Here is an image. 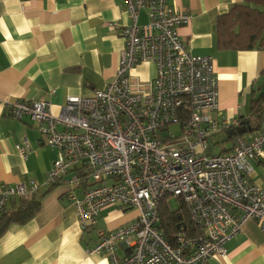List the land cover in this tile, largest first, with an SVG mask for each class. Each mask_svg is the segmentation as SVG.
I'll return each instance as SVG.
<instances>
[{"label": "built area", "instance_id": "2783aa9c", "mask_svg": "<svg viewBox=\"0 0 264 264\" xmlns=\"http://www.w3.org/2000/svg\"><path fill=\"white\" fill-rule=\"evenodd\" d=\"M123 2L129 18L120 29L124 47L104 89L68 96L57 114L44 98L2 104L16 119L30 118L44 143L56 150L45 184L69 185L65 195L83 231L94 227L108 206L137 210L130 222L98 230L88 253H105L110 264H207L226 253V242L248 220L264 232V178L259 186L250 177L264 159V109L248 136L232 135L229 152L211 153L212 136L247 118H215L219 89L212 58L193 54L177 32L189 22V12L168 0ZM143 9L147 20L139 24ZM143 62L156 65L150 81L131 75ZM174 124L178 134L169 129ZM27 148L24 140L18 148L23 157ZM78 184L84 185L81 196L72 188ZM28 192L24 184L1 185L0 212L11 198ZM170 197L185 203L189 235L179 226L166 237L158 206L165 201L171 209ZM120 244L126 248L122 256Z\"/></svg>", "mask_w": 264, "mask_h": 264}, {"label": "crops", "instance_id": "0c3cea01", "mask_svg": "<svg viewBox=\"0 0 264 264\" xmlns=\"http://www.w3.org/2000/svg\"><path fill=\"white\" fill-rule=\"evenodd\" d=\"M244 2L168 0L190 14L189 22L177 30L187 47L195 55L212 58L219 89L215 118L229 122L247 118L256 126L252 101L262 93L264 50L224 48L217 29L218 19ZM146 20L143 9L138 23ZM128 22L123 0H0V186L24 184L26 195L46 192L30 220L10 225L0 236V264H110L105 253L87 252L97 241V231L114 229L137 216L134 208L108 206L96 225L83 231L65 195L69 185L59 181L48 189L45 184L56 150L44 143L30 118H14L2 104L44 98L57 114L68 96H89L104 89L119 64L124 47L120 29ZM131 75L150 81L156 65L140 63ZM250 131L247 128L242 134L248 136ZM212 138L220 152L231 150L232 138L226 133ZM24 140L28 143L25 157L18 151ZM250 177L263 185L264 159L254 164ZM33 183L35 190H31ZM72 188L81 196L84 185ZM19 198H11L6 209L16 207ZM225 247L223 256L212 257L207 264H264V232L253 220ZM125 253L120 244L117 255Z\"/></svg>", "mask_w": 264, "mask_h": 264}, {"label": "trees", "instance_id": "16d2710c", "mask_svg": "<svg viewBox=\"0 0 264 264\" xmlns=\"http://www.w3.org/2000/svg\"><path fill=\"white\" fill-rule=\"evenodd\" d=\"M217 29L220 45L224 48L264 50V0H245L244 3L235 4L227 14L218 19ZM252 108L259 123L264 109L263 92L253 99ZM240 125L250 130L258 127V124L253 126L250 119L242 120ZM224 133L227 134V131ZM215 145L211 137L209 139L211 153H214ZM45 193L21 196L16 207L0 212V236L10 225L23 224L30 220L39 210L40 201ZM178 201V207L175 209L168 208L165 201L158 206L161 225L168 239H171L172 235L178 231L179 226L184 227L183 232L188 235L193 231L187 207L181 199Z\"/></svg>", "mask_w": 264, "mask_h": 264}, {"label": "rangeland", "instance_id": "374dc122", "mask_svg": "<svg viewBox=\"0 0 264 264\" xmlns=\"http://www.w3.org/2000/svg\"><path fill=\"white\" fill-rule=\"evenodd\" d=\"M169 129H170L172 132H175L176 134H178V132H179V126H178V124L170 125V128H169ZM216 151H219V149L217 148V146H216V148H215V152H216ZM169 202H170V205H171V209H175V208L178 207V203H179L178 200H176V199L170 197V198H169Z\"/></svg>", "mask_w": 264, "mask_h": 264}, {"label": "water", "instance_id": "95a60500", "mask_svg": "<svg viewBox=\"0 0 264 264\" xmlns=\"http://www.w3.org/2000/svg\"><path fill=\"white\" fill-rule=\"evenodd\" d=\"M246 130H247L246 127H244V126H240V127H238V128L228 130V131H227V134H228L229 136H232V135H234V134H236V133H243V132H245ZM162 136H165V133H163ZM71 176H72V173L68 174V175L66 176V178L68 179V178H70Z\"/></svg>", "mask_w": 264, "mask_h": 264}]
</instances>
